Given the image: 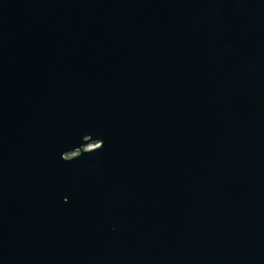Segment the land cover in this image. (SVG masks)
<instances>
[{"label": "water", "instance_id": "1", "mask_svg": "<svg viewBox=\"0 0 264 264\" xmlns=\"http://www.w3.org/2000/svg\"><path fill=\"white\" fill-rule=\"evenodd\" d=\"M0 264H264V0H0Z\"/></svg>", "mask_w": 264, "mask_h": 264}, {"label": "rangeland", "instance_id": "2", "mask_svg": "<svg viewBox=\"0 0 264 264\" xmlns=\"http://www.w3.org/2000/svg\"><path fill=\"white\" fill-rule=\"evenodd\" d=\"M73 156V155H72Z\"/></svg>", "mask_w": 264, "mask_h": 264}]
</instances>
